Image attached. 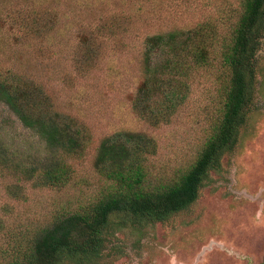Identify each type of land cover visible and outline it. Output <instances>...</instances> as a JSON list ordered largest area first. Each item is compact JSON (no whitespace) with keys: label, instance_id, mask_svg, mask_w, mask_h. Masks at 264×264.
<instances>
[{"label":"trees","instance_id":"trees-1","mask_svg":"<svg viewBox=\"0 0 264 264\" xmlns=\"http://www.w3.org/2000/svg\"><path fill=\"white\" fill-rule=\"evenodd\" d=\"M137 1L130 14L116 12L78 29L71 53L73 69L85 77L97 68L109 41H129L139 25L156 29L142 40V81L131 108L151 127L168 125L189 103L199 76L209 73L220 85L219 95L195 160L167 176L164 171H152L156 144L144 133L117 131L103 138L93 161L94 171L103 179L99 191L86 204L62 210L0 264H103L114 231L141 230L187 210L210 174L220 170L222 157L234 151L256 96L255 61L264 36V0H239L234 10L215 6V13L194 24L165 32L162 23L171 16L182 17L181 13L189 16L192 9L187 7L196 0L182 7L172 5L174 0ZM199 1H205L202 6L208 10L209 0ZM173 6L178 11L168 10ZM58 24L59 12L52 0H0V52L5 44L14 43L27 45L39 56L45 52L42 45L53 42ZM0 102L46 149V156L31 166L14 161L0 149V173L33 188L71 183L74 171L69 161L82 156L91 142L84 125L57 111L42 84L8 69L0 70ZM20 193L17 186L9 190L16 198Z\"/></svg>","mask_w":264,"mask_h":264},{"label":"rangeland","instance_id":"rangeland-1","mask_svg":"<svg viewBox=\"0 0 264 264\" xmlns=\"http://www.w3.org/2000/svg\"><path fill=\"white\" fill-rule=\"evenodd\" d=\"M52 1L59 12L53 42L44 43L45 52L39 56L27 45L5 44L0 70L42 84L56 110L81 122L91 142L82 156L69 161L73 181L64 187L33 188L0 173V263L12 258L16 247L49 225L62 210L86 204L99 191L103 179L94 171L93 161L103 138L117 131L144 133L156 144V155L150 160L152 171L169 176L195 160L218 101L220 85L209 73L201 74L189 103L174 120L151 127L132 111L131 100L142 81V40L156 29L139 25L129 41H109L97 68L85 77L75 73L71 62L80 27L93 26L116 12L130 14L139 2ZM186 1L190 0H174L172 5L186 6ZM203 3H191L189 16L181 13L180 18L171 16L160 23L163 32L194 24L215 13L216 7L234 10L239 0H209L208 10ZM172 9L177 8L168 10ZM261 43L255 61L256 96L234 151L222 157L220 170L210 174L197 201L187 210L141 230L127 227L114 231L103 264H264V36ZM0 149L25 166L38 164L46 156L44 143L2 102ZM14 186L21 191L17 198L9 194Z\"/></svg>","mask_w":264,"mask_h":264}]
</instances>
